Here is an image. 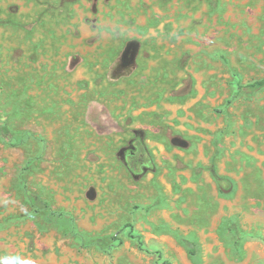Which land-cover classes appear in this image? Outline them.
I'll return each mask as SVG.
<instances>
[{
  "label": "rangeland",
  "instance_id": "1",
  "mask_svg": "<svg viewBox=\"0 0 264 264\" xmlns=\"http://www.w3.org/2000/svg\"><path fill=\"white\" fill-rule=\"evenodd\" d=\"M261 77L264 0H0L3 264H264Z\"/></svg>",
  "mask_w": 264,
  "mask_h": 264
},
{
  "label": "trees",
  "instance_id": "2",
  "mask_svg": "<svg viewBox=\"0 0 264 264\" xmlns=\"http://www.w3.org/2000/svg\"><path fill=\"white\" fill-rule=\"evenodd\" d=\"M238 89H249L255 90L264 87V77L254 79L246 84L242 85L238 83ZM124 164L126 165L129 172L133 175H140L144 173L147 169H153L154 164L151 156L149 155L147 148L143 142V139L140 135H137L131 146L129 147L127 154L123 156ZM217 181H221V178L215 176ZM163 264H168L167 261H164Z\"/></svg>",
  "mask_w": 264,
  "mask_h": 264
},
{
  "label": "clouds",
  "instance_id": "3",
  "mask_svg": "<svg viewBox=\"0 0 264 264\" xmlns=\"http://www.w3.org/2000/svg\"><path fill=\"white\" fill-rule=\"evenodd\" d=\"M4 259H6V258H0V264H3ZM14 259L16 261V264H31L30 260H27L25 258H21L19 256L15 257Z\"/></svg>",
  "mask_w": 264,
  "mask_h": 264
},
{
  "label": "flooded vegetation",
  "instance_id": "4",
  "mask_svg": "<svg viewBox=\"0 0 264 264\" xmlns=\"http://www.w3.org/2000/svg\"><path fill=\"white\" fill-rule=\"evenodd\" d=\"M139 135V134H138ZM141 136V135H140ZM135 137H136V135H135ZM135 137L133 138V139H135ZM133 139L130 141V146H131V144H132V142H133ZM143 139V138H142ZM144 142V141H143ZM145 144V143H144ZM129 146V147H130ZM146 146V145H145ZM147 148V147H146ZM128 149L129 148H126V149H124L123 150V153H122V157L124 156V155H126L127 154V151H128ZM148 151V150H147ZM149 153V152H148ZM150 155V154H149Z\"/></svg>",
  "mask_w": 264,
  "mask_h": 264
}]
</instances>
